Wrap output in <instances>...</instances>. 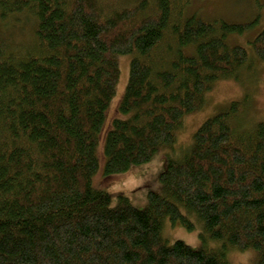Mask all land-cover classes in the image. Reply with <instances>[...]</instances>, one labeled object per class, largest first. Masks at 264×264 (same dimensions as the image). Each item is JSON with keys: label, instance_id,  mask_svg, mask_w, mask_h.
<instances>
[{"label": "trees", "instance_id": "trees-1", "mask_svg": "<svg viewBox=\"0 0 264 264\" xmlns=\"http://www.w3.org/2000/svg\"><path fill=\"white\" fill-rule=\"evenodd\" d=\"M177 1L0 0V31L32 21L29 44L0 36V264H230V248L264 264V122L244 124L235 101L173 155L185 117L247 63L228 35L253 21L186 16ZM253 47L264 60V29ZM123 54L122 115L104 134ZM102 141L108 177L171 149L146 207L93 183ZM192 216L203 245L168 243L166 219L193 229Z\"/></svg>", "mask_w": 264, "mask_h": 264}, {"label": "rangeland", "instance_id": "rangeland-1", "mask_svg": "<svg viewBox=\"0 0 264 264\" xmlns=\"http://www.w3.org/2000/svg\"><path fill=\"white\" fill-rule=\"evenodd\" d=\"M138 1L140 0H103V4L109 10L122 5H132ZM177 3H183L182 11L186 16L193 14L206 20L234 23L253 21V24L243 31H232L228 35L231 45H241L246 48L248 61L236 74L220 79L207 92L206 103L202 109L185 117L180 132L178 130L176 143V148H183V152L173 154L169 148L161 149L150 161L108 177L102 174L106 164L103 141L99 144L97 154L100 164L97 172H100L93 178V183L98 188L106 189L113 194V205L118 201L117 194L123 192L136 207H146L149 192L162 190L159 177L167 165L163 158L168 152L180 158L184 152L191 149L193 136L198 127L210 116L229 108L233 102H242L240 112L245 116L244 124L252 123L253 126L260 121L264 122V60L258 57L253 47V40L264 29V0H178ZM22 16L10 19L2 27L0 36L13 44H29L32 41V21L24 23L23 28ZM131 58V54L119 56L121 77L107 113L104 134L113 118L122 115L118 107L128 83ZM192 218L195 226L193 229L187 228L180 220L173 221L167 218L162 236L170 244L181 239L193 247H201L204 243L200 236L202 228L197 222L198 219L195 216ZM208 245L214 247L212 242H208ZM258 257L259 253L255 249L228 250L230 264H256Z\"/></svg>", "mask_w": 264, "mask_h": 264}]
</instances>
